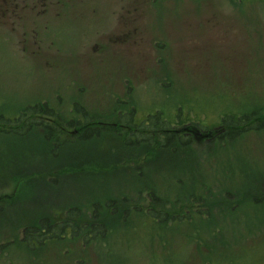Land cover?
I'll return each mask as SVG.
<instances>
[{
  "label": "rangeland",
  "instance_id": "rangeland-1",
  "mask_svg": "<svg viewBox=\"0 0 264 264\" xmlns=\"http://www.w3.org/2000/svg\"><path fill=\"white\" fill-rule=\"evenodd\" d=\"M49 1L44 22L36 12L26 17L25 25L38 33L24 39L17 35L20 25L15 26L17 37L10 36L7 13L0 12V121L39 104L64 123L77 103L100 116L97 122H107L112 120L108 112L125 104L141 116L158 110L176 140L194 144L165 161L160 154L149 158L157 152L146 148L124 151L110 135L78 147L70 142L79 136L61 133L60 143L68 144L54 148L37 131L27 133V127L0 128V264H264V232L257 227L264 220V201L254 205L243 198L241 208L232 207V214H246L241 221L254 224L252 236L229 213L217 232L194 220L179 230L170 224L155 228L156 234L141 228V217L126 221L119 215L123 208L147 205L129 182L132 173L163 188L172 173L187 187L203 182L219 207L222 197L233 203L240 194L263 197L264 129H245L218 144L204 139L217 130L234 135L241 117H255L264 109V2ZM87 20H97L109 33L100 59L79 53L81 30L75 27ZM121 32L125 36L118 39ZM133 118L138 122L139 116ZM78 152L84 153L81 160ZM97 163L116 175L99 174L108 180L99 182L83 175ZM180 163L185 164L177 167ZM75 164L78 173H66ZM119 176L127 177L118 183ZM109 196L117 199L115 211L109 210L115 213V228L105 239L84 243L65 233L62 240L49 237L33 251L22 243L23 228L41 218L73 224L82 235L91 205ZM72 208L75 216L69 217ZM109 212L100 215L107 218Z\"/></svg>",
  "mask_w": 264,
  "mask_h": 264
},
{
  "label": "trees",
  "instance_id": "trees-1",
  "mask_svg": "<svg viewBox=\"0 0 264 264\" xmlns=\"http://www.w3.org/2000/svg\"><path fill=\"white\" fill-rule=\"evenodd\" d=\"M242 1L243 0H238V2ZM257 1L264 2V0ZM119 106L120 105L117 106L116 111L113 110V115L110 114L111 116L109 117L113 116L114 118H116L117 116L118 119H122L123 115L121 113V109H119ZM43 110L47 115H49L48 113L51 112L49 109ZM74 111L78 114L82 113L81 111L83 110L75 107ZM39 112L40 109L38 106L24 108L19 112V116L17 119L10 121H0V127L11 129L13 127H17L19 122H23L24 127H27V133H29L34 129V124L28 120L25 121V117L31 118ZM86 116H89L86 112H84V114H81V117L84 118V120L86 119ZM123 117L125 118V116ZM179 117L180 116H177V118ZM251 118L241 117L238 123H236V125L240 126L236 127L237 132H235L236 134L234 135H230L228 130L226 132H222L223 135H219L218 133H215L218 132L217 130L213 131L212 139L207 138L204 139V141L206 140V143L208 142L209 144H218V140L239 136L240 132L244 131L245 129H264V109L262 110V113L256 114L255 117ZM258 120H260L261 122L254 126V122H257ZM124 121L125 122H121L126 123L127 125L134 122L133 120H131V118H128V120L125 118ZM222 125L225 129L226 127L223 123ZM133 128H136V132L131 131L125 135L121 130L111 131V133L105 134L97 128L85 127L82 135L77 140L70 143L77 144L78 147H81L87 142L94 141L95 139L99 140L100 137L102 138L104 135H110L115 137V139L117 140V144H121V142L123 143L124 151L129 148L133 151L136 149L146 148L148 149V152L152 151L149 153L157 152L155 155H149V158L153 157L155 159L160 154V157L164 158L165 161H170V154H178V151L181 150V147H188L191 150L193 148L191 147V145L194 143L188 138H181L179 141L176 140L174 131L169 130L168 121L164 118V116L161 117L160 112H155L153 114L147 115L145 119H143ZM155 135L160 138L159 141L154 138L156 137ZM125 137L126 140H124ZM204 137H206V135L203 136V138ZM46 139L47 144L54 143V148L59 146L64 147L65 144H68V142L66 141H64V144H62L58 139L52 142L51 139H49V135L46 137ZM96 143L99 144V141H96ZM51 152L53 153L55 152V150L50 151V153ZM131 153L133 152H130L129 154ZM69 157L71 159L75 158V156ZM59 158L61 157L58 156V159ZM82 158L83 157L78 155L77 160H81ZM103 164L104 163H97L96 165H93L92 169L94 173L86 172L83 175H93L91 178L96 177V182H99L101 180L108 181L106 178L100 176L99 174H103L104 176L108 177H113L116 174L112 168V171L104 168ZM184 164L185 163H180L177 167ZM67 168L68 171H66V173L74 174V171H76L75 174L78 173L77 169L79 167L76 168V164L70 165ZM173 168L174 167H170V170H173ZM126 177L127 176H119L118 183H120L121 180H126ZM129 182H131L133 188L139 193L137 197L142 198L147 203V205L144 209H142L141 206H137L132 210H125L123 208L119 211V215L122 220L126 221L134 216L141 217L142 220L137 221L140 224L141 228L148 232H152L153 234H156L155 228L163 230L166 229V226H169L170 224L172 229L179 230L182 227L184 228V225H190V223H192L194 220L200 221L203 229L206 228L207 231L210 230L208 232H217L218 230H221L220 219L222 220L223 218L228 217L229 213L232 218L240 222L238 226L242 225L243 230L248 231V233L251 234L247 235L252 236L251 231L253 230L254 224H248L250 221H241L240 218L245 217L246 214L239 211H237L236 214H232V207L236 206V208L238 209L241 208L242 204L245 202L243 198H248L250 200L253 199L252 203L254 205L264 201V195L262 198L256 199V195L254 194H240V198H238L234 203L227 202L223 197H220L222 204L221 207H219L218 204L214 202L213 195L208 191L205 183H193L190 178L188 180V183H193L195 186L193 187V185H189L187 187V183L183 182L181 180V177L177 176L174 173L171 174L165 188L152 180L145 179L143 177V174L140 175L139 173H137L136 175H133L132 173ZM104 198L99 202H94L91 205L90 222H88L87 226L80 225L81 228L83 227L82 229H85L84 233H81L82 235H80L78 232L79 228L73 226V224H66L62 221H51L47 218H41L37 222H34L31 225L29 224V226L23 228L22 243L26 246L27 249L33 251L37 247L44 245L49 237H53L57 240H62L65 233L71 235L72 238L81 237L84 243H87L88 241H98L105 239L106 235H108L107 232L109 228H115L113 220V218L115 217V213L109 212V210L113 209V206L116 204L117 199L111 196L106 197L105 199ZM217 206L218 208L215 209ZM253 210L257 209L254 208ZM113 211L115 210L113 209ZM102 212H109L108 217L103 218L102 214L100 215V213ZM67 216H75V211L73 208L67 212ZM223 223L225 224V221ZM257 227L259 229L258 231L264 232V220L258 223ZM55 230L58 231L57 234L54 232Z\"/></svg>",
  "mask_w": 264,
  "mask_h": 264
},
{
  "label": "flooded vegetation",
  "instance_id": "flooded-vegetation-1",
  "mask_svg": "<svg viewBox=\"0 0 264 264\" xmlns=\"http://www.w3.org/2000/svg\"><path fill=\"white\" fill-rule=\"evenodd\" d=\"M52 4L49 0H0V12L1 15L4 16L5 13H7V18L10 22L11 31L13 33L10 34V36H13V38H16L15 36V26H19L22 28V32H19L17 35L21 37L22 39L29 37V36H35L38 32L35 29H32L30 31V27L25 25L26 17L33 14L37 17H41L39 20V23L45 21V17L50 10ZM121 22V20H120ZM75 25H80V22L75 23ZM47 22L42 28L46 29ZM19 28V29H20ZM76 29L81 30V37L78 36V48L83 52H79L81 54L89 55L91 57H96L98 59L102 58L106 52V47L109 44L110 38L109 33L104 28V26H101L97 20H87L82 21L81 26L75 27ZM29 33V34H28ZM94 35V36H92ZM125 36V33H120V36L118 39H121ZM111 37V36H110ZM99 53V54H97ZM94 54H97V56H94ZM120 106H124L123 109H121V113L125 118L128 120V118H131L133 120V123H130L127 125L125 122V118L122 116V119L109 117L110 114L113 115V110L116 111V109H113L112 111L108 112L107 118H110L112 120L106 121H96L100 118L94 115L90 114L89 112L85 111L82 106H79L77 103H73L71 105L70 111H69V117L64 121V123L60 118V115L56 112H53V110L48 107L47 105H39V104H33L28 107L38 106L40 109V112L36 114L35 116L26 117L25 120L30 121L34 124V129L41 135L45 141H47L46 137L49 135V139H51L52 142L56 141V139L59 140V136L61 133H67L75 136H81L83 133V130L88 127L91 128H97L101 131H116L121 130L126 135L129 132H136L135 125L139 124L145 117L149 114H153L155 112H159L158 110L153 111V113L145 114L141 116V114H137L136 111H134L131 108H127L125 104H118ZM80 108L84 112H86L89 116H86V119L81 117L82 113H78L74 111V108ZM27 108V107H26ZM43 109H49L51 112H49L47 115ZM125 109V111H124ZM133 114L136 116H139L138 122H136L133 118ZM131 116V117H127ZM17 118H11V120H15ZM123 121V122H121ZM64 126H62V124ZM23 122H19L17 127H13L16 129H23L24 125ZM85 126H84V125ZM80 125V126H79ZM2 128V127H0ZM72 128V129H70ZM75 128V129H73ZM3 129V128H2ZM33 130L31 132H33ZM51 130V131H48ZM29 132V133H31ZM78 137V138H79ZM77 138V139H78ZM76 139V140H77ZM54 146V143H52ZM57 153V152H56ZM83 153L78 152V155H81ZM87 226V224H86Z\"/></svg>",
  "mask_w": 264,
  "mask_h": 264
}]
</instances>
